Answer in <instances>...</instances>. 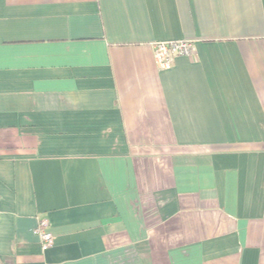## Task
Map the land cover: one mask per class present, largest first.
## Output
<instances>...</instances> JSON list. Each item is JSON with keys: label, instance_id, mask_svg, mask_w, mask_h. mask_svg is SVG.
I'll return each mask as SVG.
<instances>
[{"label": "crops", "instance_id": "1", "mask_svg": "<svg viewBox=\"0 0 264 264\" xmlns=\"http://www.w3.org/2000/svg\"><path fill=\"white\" fill-rule=\"evenodd\" d=\"M0 264H264V0H0Z\"/></svg>", "mask_w": 264, "mask_h": 264}, {"label": "built area", "instance_id": "2", "mask_svg": "<svg viewBox=\"0 0 264 264\" xmlns=\"http://www.w3.org/2000/svg\"><path fill=\"white\" fill-rule=\"evenodd\" d=\"M153 59L159 68H169L175 56H190L194 52L191 40L155 41L151 44ZM34 232L39 236L42 249L54 243V236L48 231L47 219L38 220Z\"/></svg>", "mask_w": 264, "mask_h": 264}]
</instances>
